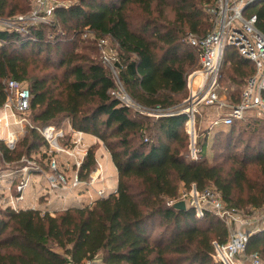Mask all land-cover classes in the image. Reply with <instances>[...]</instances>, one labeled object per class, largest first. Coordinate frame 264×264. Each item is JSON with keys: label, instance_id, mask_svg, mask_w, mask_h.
<instances>
[{"label": "trees", "instance_id": "obj_1", "mask_svg": "<svg viewBox=\"0 0 264 264\" xmlns=\"http://www.w3.org/2000/svg\"><path fill=\"white\" fill-rule=\"evenodd\" d=\"M217 2L78 0L55 5L52 15L74 48L63 47V35L44 24L0 28V107L8 80L23 83L31 95L26 114L31 125L13 149L0 139V161L19 164L33 152L45 157L48 143L39 129L63 128L66 120L72 130L104 144L119 177L115 192L90 204L54 212L0 208V264L94 259L97 264H221L215 243L228 241L226 224L208 210L198 215L191 206H171L181 186H195L198 191L214 188L245 215L264 207V119L249 116L216 134L195 126L200 152L193 159L188 116L178 113L187 77L199 67V52L188 37H203L213 29L215 15L209 12ZM31 8L30 0H0V17ZM247 10L258 16L257 27L264 32V0L250 3ZM84 32L93 39L83 38ZM101 39L117 45V78L98 58ZM254 71L251 60L226 48L220 82L226 72L235 85L228 94L231 103L239 101ZM121 87L133 106L117 95ZM246 133L257 136V142L243 140ZM98 145L88 148L78 169L82 180L98 164ZM252 252L264 264V228L250 235L246 253Z\"/></svg>", "mask_w": 264, "mask_h": 264}, {"label": "built area", "instance_id": "obj_2", "mask_svg": "<svg viewBox=\"0 0 264 264\" xmlns=\"http://www.w3.org/2000/svg\"><path fill=\"white\" fill-rule=\"evenodd\" d=\"M256 0H218L217 6L211 11L215 15L213 29L203 37L190 35L188 40L199 52V67L187 77V87L189 96L178 113H185L188 116V131L191 136L190 155L193 159H198L200 147L197 143L199 133L196 131V123L210 122L211 126H229L237 119H244L249 116H256L264 119V32L258 29V16L249 14L247 8L250 3ZM51 0H36L35 8L30 16H19L21 22H30L36 25V21H44L45 16H50L54 10ZM41 14L45 16L41 17ZM16 28V27H15ZM106 43V39H101L100 44ZM228 46L234 47L240 55L254 63V74L248 79L240 99L237 103L222 101L219 96L221 67L223 64L225 51ZM103 60L109 61L107 53L103 51ZM30 90L23 83L11 79L7 82V98L0 107V124L7 126L6 135L1 134L0 139L11 149L16 146L17 130L11 129V124L16 127L23 124H30L26 114L30 108ZM119 96V95H118ZM123 102L133 106L134 103L127 95L119 96ZM127 97V98H126ZM130 98L131 101H128ZM216 107L218 116L208 120L203 117L202 108ZM10 119L12 123L10 124ZM31 125V124H30ZM47 140L48 146L44 153L49 159L47 171L37 165L33 159L28 160L30 165H25L23 173L35 172L47 173L52 171L48 178L52 188L59 189L67 184L63 173L58 171L54 155L58 152H66L76 156L82 151L81 158H77V173L72 180V185L78 187L80 184L94 185L103 179V170L99 162L86 179L79 178L78 169L87 154L81 131L73 130V148H66L62 141L67 137L63 129L54 126H45L39 129ZM73 149V150H70ZM75 151V152H74ZM29 174L19 182L17 186V196L11 200L10 206L16 209L15 202L23 199L24 190L28 184ZM99 197L106 196V190H99ZM185 200L188 206L193 207L198 215L204 211H211L217 215L229 230V239L224 244L215 243V259L221 264H262L261 256L258 252L246 253L247 243L250 235L259 229L264 228V207L256 210L252 215H245L235 207L224 202L219 192L209 187L204 191H198L193 186L179 193L178 199ZM174 201V202H175ZM173 202V203H174ZM99 259L89 260L84 264H97ZM75 264V263H70Z\"/></svg>", "mask_w": 264, "mask_h": 264}, {"label": "rangeland", "instance_id": "obj_3", "mask_svg": "<svg viewBox=\"0 0 264 264\" xmlns=\"http://www.w3.org/2000/svg\"><path fill=\"white\" fill-rule=\"evenodd\" d=\"M78 0H51V3L54 5H58V4H72L74 2H76ZM35 2L36 0H30V4L32 5V8L30 9V11L26 12V13H17L14 16L11 17H0V28L2 29H15L16 28H25L28 27L30 25H32L30 22H21L19 20V16H30V14L32 13V11L35 8ZM249 12V10L247 11ZM210 14H213L212 11L209 12ZM45 16V14H41V17ZM44 21H36V25L35 26H39L41 24L47 25L49 27H52L55 30V33L57 34H61L63 35L61 37V40L63 41V47H68V48H74L72 47L73 44H71L70 38L67 39V37L65 36V30L63 28V26L57 21V17L54 15H50V16H45ZM215 20V17H214ZM56 24V27L55 25ZM55 27V28H54ZM22 28V29H23ZM50 29V30H53ZM83 38L85 39H89L92 40L93 37L89 34L84 32ZM100 49L98 51V58L101 59L103 61V51H105L107 53V56L109 58V61L107 63H105V65L109 68L110 71H112V74L115 78H117V71L114 68V64L115 62H118L119 60V53H118V48L117 45L112 42L109 39H106V43L100 44ZM78 48V47H77ZM98 50V49H97ZM40 68H38L36 70V72L39 71ZM197 69V67H193L192 70L190 71L191 73L193 71H195ZM42 69H41V73H42ZM189 72V73H190ZM224 78L222 80V83L220 82V90H219V96L220 99L222 101H226V102H230V100L228 99V94L230 92V90L235 89V85L233 83H230V81L228 80V77L226 76V72L224 73ZM189 88L187 87V93L185 95V98H183V100L178 104V106L181 108L183 107L187 97L189 96ZM117 95L119 96H125L127 95L125 90L123 89V87L120 88V90L117 92ZM128 96V95H127ZM127 98V97H126ZM128 101H131L130 98H128ZM231 103V102H230ZM182 110V109H179ZM202 113H203V117L205 119L211 120L213 118H215L216 116H218V109L216 107H206L204 106L202 108ZM1 113V112H0ZM151 116H158L160 113L157 111H148L146 112ZM28 121L30 122L28 116H26ZM13 119H10V124L12 123ZM240 119H237L236 122H239ZM189 121L187 120V125H188ZM31 124V122H30ZM26 123L23 124V128H21V126L16 127L14 124H11V129H16L17 130V141L18 139L25 133V127H26ZM54 126V128H57L55 125H51ZM222 126V125H220ZM219 125L216 126H211L210 122H204L201 124L196 125V128L198 131H206V130H210L213 129L214 133H218L219 130H225L227 127L226 126H222L220 127ZM60 127L63 128H58V129H63L64 132L67 133V137L62 141L63 145L67 148H73L74 143L72 142V131H70V126L68 125L66 120H63L62 123L60 124ZM189 127L187 126V129ZM7 131V126L4 124H0V132L1 134H5V132ZM264 136V133H262ZM249 138L250 141L257 142L258 137L257 136H250L248 137V133L245 134V137H243L244 139ZM17 143V142H16ZM84 145L86 147V151H88V148L90 146H88V144H86L84 142ZM99 147H101V144H99L98 146H96V159L97 158V151L99 149ZM241 147V145H240ZM221 147L215 146L214 150H219ZM206 151L208 150L207 145L205 146ZM45 148L43 149V153L45 152ZM73 150V149H70ZM234 149L232 148V152ZM188 151V150H187ZM75 152V151H74ZM238 154H240V151H237ZM81 153L82 151H80V153L77 152L76 150V156L77 158H81ZM228 153V152H226ZM46 154V153H44ZM83 154V153H82ZM50 159V157H48ZM47 158V155L44 157L43 154L41 152H33L31 154L30 157L28 156H24L20 161L19 165L17 163H3V161H0V208L4 209L6 207L9 206V203L11 204V200H15L18 192H17V186L19 184V182L24 178V176H27L29 174V179L31 180L29 182L28 188H26L24 190V194L27 193V191L29 190V187L32 185H34V187L36 189L40 188V191L38 194V199H37V203H36V207L37 208H41V209H45L47 206H51L53 204L56 203V208L57 206H67L73 202H80V203H84V199H83V194L86 193L84 192L85 187H88V189L90 188H95L96 193L99 195V190H106V192H108V189H106L105 187L101 188V189H97L96 186H98L99 183H102L101 181H104V179L106 180L107 177L105 176L104 179H100L99 182H96L94 185H85V184H80L78 187H74L71 183L72 180L74 178V176L77 173V165H76V160L77 158H75V156L70 155L66 152H58L56 153V155H54V159L56 160V166L58 167V171L63 173L65 176V179L68 181L67 184L59 189H55L52 188L50 181H49V177L52 173V171L47 172V173H39V172H35L37 170L33 169L31 170V173H23V176L21 177V179L19 178L20 176L17 174H21L22 169L25 165H30L28 163V160L33 159L36 161L37 165L43 167L46 171H47V166L49 167V159ZM100 161V160H97ZM24 164V165H23ZM11 180V178H13ZM108 179H111L110 177ZM90 186V187H89ZM184 191H188V189L184 188L181 186L180 188V193L184 192ZM178 201V200H177ZM175 201V202H177ZM77 203V204H78ZM48 204V205H46ZM75 204V203H74ZM17 206V204H16ZM54 207V206H53ZM188 207V205H187Z\"/></svg>", "mask_w": 264, "mask_h": 264}, {"label": "crops", "instance_id": "obj_4", "mask_svg": "<svg viewBox=\"0 0 264 264\" xmlns=\"http://www.w3.org/2000/svg\"><path fill=\"white\" fill-rule=\"evenodd\" d=\"M70 131H72V133H73V130L71 127H70ZM4 135H6V132ZM82 137H83L84 142L86 144H88V146L101 144V147H99V149L97 151V158H98L97 160H100V161H97V162H99L102 166L103 179L105 178V176L107 177V179L106 180L104 179V181H101L102 183H99L98 186H96V187H97V189H101L103 187L108 189V192H106V196H108L110 193H113L117 190L118 179H119L118 171H117V168H116V166L112 160L111 154L105 148L104 144L96 136L82 132ZM17 175H20V174H17ZM109 177L111 179H108ZM19 178L21 179V177H19ZM12 179H14V177L11 178V180ZM30 181L31 180L29 179L28 185H29ZM28 185L26 186V188H28ZM84 188H85L84 192H86L83 194L84 203L73 202L67 206H63V205L60 207L57 206V208H56V203H55L51 206H47L45 209H42V210L54 212V211H57L60 209L68 208V207L73 206V205L90 204L99 198L98 194L96 193L95 188L88 189V187H85V186H84ZM39 191H40V188L36 189L34 187V185L31 184L27 193L26 194L23 193V199L15 202V205L17 204L16 209L37 208L36 207V203H37V199H38L37 193H39ZM46 205H48V204H46ZM9 206H10V203H9Z\"/></svg>", "mask_w": 264, "mask_h": 264}, {"label": "water", "instance_id": "obj_5", "mask_svg": "<svg viewBox=\"0 0 264 264\" xmlns=\"http://www.w3.org/2000/svg\"><path fill=\"white\" fill-rule=\"evenodd\" d=\"M173 208L177 210H185L187 209V203L185 200H179L177 202L172 203L171 205Z\"/></svg>", "mask_w": 264, "mask_h": 264}]
</instances>
